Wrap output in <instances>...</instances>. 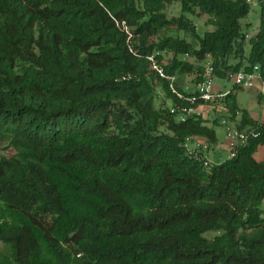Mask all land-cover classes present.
Returning a JSON list of instances; mask_svg holds the SVG:
<instances>
[{"label": "trees", "instance_id": "trees-1", "mask_svg": "<svg viewBox=\"0 0 264 264\" xmlns=\"http://www.w3.org/2000/svg\"><path fill=\"white\" fill-rule=\"evenodd\" d=\"M252 1L0 0V264H264V121L235 84L227 116L182 119L193 104L147 58L186 97L208 62L264 78ZM223 117L247 139L206 166L188 143L210 149Z\"/></svg>", "mask_w": 264, "mask_h": 264}, {"label": "built area", "instance_id": "built-area-1", "mask_svg": "<svg viewBox=\"0 0 264 264\" xmlns=\"http://www.w3.org/2000/svg\"><path fill=\"white\" fill-rule=\"evenodd\" d=\"M125 27V30L128 31ZM157 53H152L147 56L148 60L151 63L152 69H154L161 78H164L169 81L170 89L173 93H175L180 98L187 99L193 105L189 106H180L178 107L180 110V117L184 119L186 114H195L198 116L217 119L220 115L219 111L226 112L228 109L226 108L223 100L227 96L228 92H216L214 90V76H213V66L210 62L206 64L205 71L202 74V80L197 84L194 94L189 97H186L182 92L178 90L175 83L177 81V75L169 74L165 71L164 67L158 62L156 57ZM262 81L263 90L261 93L264 94V78L260 73V69L258 65H255L253 69L247 70L245 68H241L238 71L228 73V79L232 80L235 85L241 88H252L255 85L256 80ZM196 103V106L194 104ZM175 111V108L172 109V112ZM221 122L227 125L226 131V140L228 142L230 148V156L233 157L235 155L236 148L238 144L247 139V134L238 130L234 124L229 125V122L225 117L221 119ZM207 148V147H206ZM191 152H198L197 148L190 149ZM206 160L204 164L206 166L210 165V161L205 155Z\"/></svg>", "mask_w": 264, "mask_h": 264}, {"label": "rangeland", "instance_id": "rangeland-1", "mask_svg": "<svg viewBox=\"0 0 264 264\" xmlns=\"http://www.w3.org/2000/svg\"><path fill=\"white\" fill-rule=\"evenodd\" d=\"M181 11V6L180 3L175 2L172 5H170L167 8V13L170 16L173 15H179ZM195 22L199 23V30L200 32L204 33L206 30H213V27L211 26H206L204 25V19L205 16H194L192 18ZM242 23L244 25V28H247L248 31L250 29V33L253 34L255 32L258 31L259 27H260V23H261V5L259 4L258 0H253L251 2V10L249 15L242 20ZM172 55H167V58H170ZM195 79V75H187L186 78L184 79L185 82L184 84H186V87H189L190 82H193V80ZM214 84H225L226 85V89H231V87L233 86L234 82L232 80H226V79H222V78H214ZM251 89V88H250ZM242 92L241 94V98L244 97L245 99H249L250 97L253 98L252 103H250L248 106L244 105V109L248 110L250 112V114H253L252 112L255 110L256 112H260L262 111V117L264 118V108L261 105V99L259 98L257 89H252L251 91L248 90H242L240 91ZM251 93V94H250ZM243 100V98H242ZM244 104H246V101L243 102ZM168 105H171V101L168 100L167 101ZM156 105H158L157 101H156ZM227 119V117H225ZM211 120V119H210ZM228 120V119H227ZM229 121V120H228ZM213 120L210 121V123H212ZM229 125H233V122H229ZM226 131H227V125L223 122H221L220 124H218L216 126V132H217V137L219 139V141H221L222 143L225 142V135H226ZM218 144L220 143H216L214 144V149L217 151V153H220L223 159H216L214 162L216 164L221 163L222 161L226 160L227 158H229L230 156V148L228 146V149L226 147H221V148H217ZM212 152V156L214 157L215 153H213V149L211 150ZM1 155H8V152L6 150H4L3 148H1L0 145V156ZM256 157L258 159H264V146L260 147L259 150L257 151ZM262 208L264 209V201L262 203ZM4 248L3 243L0 241V250H2Z\"/></svg>", "mask_w": 264, "mask_h": 264}, {"label": "crops", "instance_id": "crops-1", "mask_svg": "<svg viewBox=\"0 0 264 264\" xmlns=\"http://www.w3.org/2000/svg\"><path fill=\"white\" fill-rule=\"evenodd\" d=\"M249 31H250V29H249ZM227 80V79H226ZM226 87V85L225 84H215V86H214V90L216 91V92H228V91H230L231 89H232V87H231V89H226L225 88ZM252 89H257V92H258V95L262 92V90H263V87H262V81L261 80H256L255 81V85H254V87H252L251 89L250 88H242V89H239L238 91H237V93H236V97H237V101H238V104H239V106H240V108H244V105H249L250 103H252V100H253V98H249L248 100L247 99H245L244 97H242L243 98V100H242V98H241V94H242V92H240V91H242V90H248V91H251ZM251 94V93H250ZM246 101V104H244L243 102H245ZM261 105L263 106V108H264V98H262L261 99ZM227 112V111H226ZM253 114H251V116L254 118V119H256V120H259V121H264V118L262 117V111H260V112H256L255 110L252 112ZM220 114H224V113H220ZM225 116H227L228 115V113H225L224 114ZM219 116V115H218ZM210 119V118H209ZM211 120H214L213 119V117H211ZM210 120V121H211ZM209 124H211L210 122H209ZM217 143H220V144H218V147L217 148H221V147H226L227 149H228V142H227V140H226V135H225V142L224 143H222L221 141H219V139H218V142ZM199 145H202L203 147V149L204 150H209V152L207 153V156H208V159L210 160V162L211 163H215L214 161L216 160V159H223L222 158V156H221V154L220 153H217V151L214 149V145L209 149L208 147H207V145L205 144V142H204V140L203 139H201V138H197L196 140H194V141H191V142H189V147L191 148V149H193V148H195L196 146H199ZM264 145H261L260 147H263ZM207 147V148H206ZM259 147V148H260ZM213 149V153H215L214 155V157L211 155L212 154V152H211V150ZM229 150V149H228ZM259 150V149H258ZM256 154H257V152H256ZM256 154H255V156H256ZM257 158V157H256ZM258 159V158H257Z\"/></svg>", "mask_w": 264, "mask_h": 264}, {"label": "clouds", "instance_id": "clouds-1", "mask_svg": "<svg viewBox=\"0 0 264 264\" xmlns=\"http://www.w3.org/2000/svg\"><path fill=\"white\" fill-rule=\"evenodd\" d=\"M209 121H210V119H209ZM213 121H214V120H213ZM190 142H191V141H190ZM204 142H205V141H204ZM205 144H206V143H205ZM206 145H207V144H206ZM188 146H189V143H188ZM202 147H203L202 145L196 146L197 151L199 152L200 149H201ZM207 147H208V146H207ZM189 148H190V147H189ZM208 148H209V147H208ZM190 149H191V148H190ZM207 151H208V150H207ZM207 158H208V156H207ZM209 161H210V160H209ZM211 164H213V163L210 162V165H211ZM210 165H209V166H210Z\"/></svg>", "mask_w": 264, "mask_h": 264}]
</instances>
